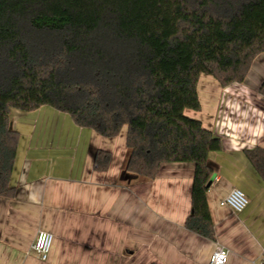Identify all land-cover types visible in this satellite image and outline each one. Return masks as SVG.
Here are the masks:
<instances>
[{"label":"trees","instance_id":"trees-1","mask_svg":"<svg viewBox=\"0 0 264 264\" xmlns=\"http://www.w3.org/2000/svg\"><path fill=\"white\" fill-rule=\"evenodd\" d=\"M263 50L264 0H0V196L16 195L12 109L49 105L105 137L127 127L123 169L140 181L193 162L185 227L214 240L209 156L222 140L185 110L201 109L202 74L246 70ZM246 155L264 180V147ZM111 159L98 150L96 169Z\"/></svg>","mask_w":264,"mask_h":264},{"label":"crops","instance_id":"crops-1","mask_svg":"<svg viewBox=\"0 0 264 264\" xmlns=\"http://www.w3.org/2000/svg\"><path fill=\"white\" fill-rule=\"evenodd\" d=\"M198 94L201 109L185 114L222 140L209 156L214 240L185 227L193 162L162 163L140 181L123 169L127 127L105 137L53 106L13 108L16 195L0 196V264H209L218 244L229 249L227 264H262L264 180L246 150L264 147V50L246 70L202 74ZM98 150L112 153L107 170L96 169ZM233 188L249 199L242 212L221 205ZM39 230L54 235L47 260L33 248Z\"/></svg>","mask_w":264,"mask_h":264},{"label":"built area","instance_id":"built-area-1","mask_svg":"<svg viewBox=\"0 0 264 264\" xmlns=\"http://www.w3.org/2000/svg\"><path fill=\"white\" fill-rule=\"evenodd\" d=\"M249 204V199L240 188H233L222 200L221 205L231 207L235 212H242ZM54 242V235L50 231L39 230L33 248L42 260H47ZM229 249L218 244L213 251L209 264H227ZM264 264V260L262 262Z\"/></svg>","mask_w":264,"mask_h":264}]
</instances>
